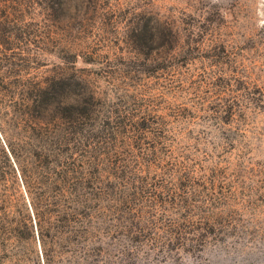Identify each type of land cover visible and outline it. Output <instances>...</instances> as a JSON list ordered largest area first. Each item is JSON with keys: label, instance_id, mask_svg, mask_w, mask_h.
I'll return each mask as SVG.
<instances>
[{"label": "rangeland", "instance_id": "rangeland-1", "mask_svg": "<svg viewBox=\"0 0 264 264\" xmlns=\"http://www.w3.org/2000/svg\"><path fill=\"white\" fill-rule=\"evenodd\" d=\"M25 13L38 37L27 76L90 84L97 123L119 115L140 161L155 147L176 162L166 176L185 197L143 202L137 240L118 220L106 234L107 217L99 264H264V0H31ZM57 213L52 264H69L79 237ZM27 240H0V264L42 261L35 218Z\"/></svg>", "mask_w": 264, "mask_h": 264}, {"label": "trees", "instance_id": "trees-1", "mask_svg": "<svg viewBox=\"0 0 264 264\" xmlns=\"http://www.w3.org/2000/svg\"><path fill=\"white\" fill-rule=\"evenodd\" d=\"M27 1L0 0V117H8L7 127L0 120V240H21L27 249L35 218L44 253L35 264H52V212L57 211L58 221H67L71 238H82L73 243L68 263L106 262L97 243L107 217L106 234L118 220L117 226L137 240L147 235L142 222H148L152 211L143 202L151 198L159 209L168 199L185 197L166 176L176 162L160 159L155 147L147 163L140 161L119 115L97 123L98 102L90 84L71 90L73 83L62 79L52 86V78L27 76L37 68L33 52L38 45L25 13ZM136 130L144 135L141 127ZM56 135L58 140H53ZM60 207L67 213L61 214ZM162 225L158 228L174 231ZM5 248L11 258L22 260L15 242Z\"/></svg>", "mask_w": 264, "mask_h": 264}]
</instances>
